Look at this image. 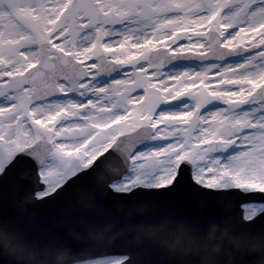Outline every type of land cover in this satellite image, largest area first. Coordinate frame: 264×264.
<instances>
[{"label":"snow or ice","instance_id":"snow-or-ice-1","mask_svg":"<svg viewBox=\"0 0 264 264\" xmlns=\"http://www.w3.org/2000/svg\"><path fill=\"white\" fill-rule=\"evenodd\" d=\"M21 171L42 207L84 185L264 226V0H0V190Z\"/></svg>","mask_w":264,"mask_h":264},{"label":"water","instance_id":"water-1","mask_svg":"<svg viewBox=\"0 0 264 264\" xmlns=\"http://www.w3.org/2000/svg\"><path fill=\"white\" fill-rule=\"evenodd\" d=\"M46 154L47 151L41 152L37 158L38 164ZM116 171V165L106 167L98 173L97 182H102ZM23 176L24 172L21 171L10 182L4 189L8 190V195L0 202V211L4 205V215H0V257L9 258L13 264H26L25 260L17 259L13 250L22 249L26 257L32 254V264H63L73 258L67 255L74 251L76 255L94 253L99 247L114 242L124 244L127 238L112 234L111 230L114 223L125 224V216L135 220V224L138 219L150 216L151 219L146 223V228L151 229L149 235L155 231L161 232L163 236L172 234L171 239L144 238L140 250L146 248L142 253L147 254L139 260L140 264H149L154 260L156 264H183L181 258L187 260L185 264H204L205 257L213 262L218 260L219 264H227L233 261L229 253L236 251L240 245L239 237L230 231L238 228L235 225L243 228L245 225L239 222V214H232L227 205L222 210H219L221 207L218 203L216 206L204 202L182 206L165 195V201L150 200L146 196L134 200H117L115 203L105 199L103 209L97 195L90 192L92 190L84 185H75L61 201L42 207L34 202L33 192L25 185ZM13 203L18 205L11 206ZM95 207L98 212H93ZM170 214L174 216L169 217ZM157 215L160 217L155 219ZM245 232L252 239L247 247H257L258 239L264 256V233L256 231L257 236L252 238L255 233ZM215 244L221 246L219 256L212 254ZM147 248H153L159 258L155 259ZM185 248L190 249L187 255L182 251ZM110 250L107 248L104 251Z\"/></svg>","mask_w":264,"mask_h":264},{"label":"clouds","instance_id":"clouds-1","mask_svg":"<svg viewBox=\"0 0 264 264\" xmlns=\"http://www.w3.org/2000/svg\"><path fill=\"white\" fill-rule=\"evenodd\" d=\"M128 231H133V228L130 226L128 228ZM144 234L145 235H149L150 233L146 230L144 232ZM170 247H175V245H170ZM189 250L190 249L185 248L182 251H183V253L185 255H187ZM220 252H221V246L219 244H215V245L212 246V254H215L216 256H219ZM13 254H16L17 255V259H19V260H25L26 261V264H32V259H33L32 254H29L26 257L22 249H20V250H13ZM225 254L228 255L227 252H225ZM204 264H219V261L217 260V261L213 262V261L209 260L207 257H205L204 258ZM229 264H230V262H229Z\"/></svg>","mask_w":264,"mask_h":264},{"label":"rangeland","instance_id":"rangeland-1","mask_svg":"<svg viewBox=\"0 0 264 264\" xmlns=\"http://www.w3.org/2000/svg\"><path fill=\"white\" fill-rule=\"evenodd\" d=\"M43 163L47 165L46 168L44 169L46 173H56L57 171L60 170L59 164L48 163L47 158ZM117 262H118V258H115V259L103 258V259H97V260H92V261L83 262V263H76V264H116Z\"/></svg>","mask_w":264,"mask_h":264},{"label":"bare ground","instance_id":"bare-ground-1","mask_svg":"<svg viewBox=\"0 0 264 264\" xmlns=\"http://www.w3.org/2000/svg\"><path fill=\"white\" fill-rule=\"evenodd\" d=\"M159 226V225H158Z\"/></svg>","mask_w":264,"mask_h":264}]
</instances>
